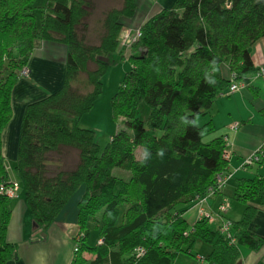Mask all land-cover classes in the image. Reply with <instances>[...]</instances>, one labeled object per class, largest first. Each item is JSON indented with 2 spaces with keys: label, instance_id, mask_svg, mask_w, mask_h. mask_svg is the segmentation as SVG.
<instances>
[{
  "label": "trees",
  "instance_id": "16d2710c",
  "mask_svg": "<svg viewBox=\"0 0 264 264\" xmlns=\"http://www.w3.org/2000/svg\"><path fill=\"white\" fill-rule=\"evenodd\" d=\"M121 1L103 12L99 42L89 44L84 34L92 0H0V185L18 183L41 231L83 188L77 203L81 234L70 264H173L194 239L209 245L206 259L213 264H236L241 246L255 250L264 244L249 230L257 210L252 201L264 204V178H235L231 197L244 209L238 220L224 215L231 222L232 243L206 219L188 224L182 212L215 186L216 174L228 169L222 137L203 138L214 128L210 109L231 76L248 85L257 69L250 47L264 37V0H176L140 27L136 52L127 59L126 47L119 45L121 19L131 18L136 6L134 0ZM35 40L66 46L65 71L57 90L24 109L15 181L2 155V133L12 118L13 87ZM126 61L131 66L110 99L111 117L123 118L124 127L101 149L95 131L80 120L101 94L109 66ZM141 103L149 108L146 120L138 116ZM137 148L148 152L144 163L135 156ZM160 148L163 157L157 155ZM68 150L76 154V163L51 169ZM116 168L129 171V180L114 175ZM223 198L228 197L217 204ZM11 199L0 194V264L15 253L6 240ZM90 222L99 233L95 245L87 243ZM137 248L142 255L136 256ZM85 253L94 258L86 260Z\"/></svg>",
  "mask_w": 264,
  "mask_h": 264
},
{
  "label": "crops",
  "instance_id": "0c3cea01",
  "mask_svg": "<svg viewBox=\"0 0 264 264\" xmlns=\"http://www.w3.org/2000/svg\"><path fill=\"white\" fill-rule=\"evenodd\" d=\"M134 2L136 6L134 15L131 18H122L123 28H139L162 9L172 8L176 0H134ZM66 53L67 48L61 43L35 40L32 54L26 65L27 74L20 76L13 87L12 118L2 133V155L7 168L8 166L13 167L16 162L17 140L26 105L44 98L61 86ZM250 56L255 68L264 66V37L250 47ZM228 77L230 78L229 75ZM93 107L81 118V126L95 128L90 127L94 125L87 121V115L95 111ZM210 118L214 126V135L211 138L227 137L226 149L230 153L229 169L235 171L223 186L222 193L210 199L207 202L208 205L204 204L205 208L209 206L215 208L221 197H228L229 201L234 200L231 196L236 185L235 178L254 175L264 178V158L259 164L246 169L239 168L246 156L264 147V77L254 78L251 75L249 84L244 88L230 95L220 96L218 94L210 109ZM233 123H238L234 130L231 128ZM112 135L111 133L110 137ZM11 179L16 181L12 176ZM82 193L83 188L80 187L62 208L54 222L41 231L34 225L24 202L23 191L20 190L17 197L11 199L12 211L6 233V240L14 245L15 253L5 264H70L74 257L75 239L81 234L77 225V203ZM252 203L257 210L249 225V230L257 237L264 239V204L259 205L257 200ZM243 209L244 206L241 203L230 201V208L227 211L228 218L238 220ZM182 217L190 225L198 220L196 201L185 207ZM198 257L201 256H195L197 264H204V260L198 261ZM84 258L92 260L94 255L85 253ZM239 260L241 264H264V244L255 250L248 246H241Z\"/></svg>",
  "mask_w": 264,
  "mask_h": 264
},
{
  "label": "rangeland",
  "instance_id": "374dc122",
  "mask_svg": "<svg viewBox=\"0 0 264 264\" xmlns=\"http://www.w3.org/2000/svg\"><path fill=\"white\" fill-rule=\"evenodd\" d=\"M44 1L45 0H37V3L41 4ZM121 2H122L121 0H92L93 8L91 9V13L86 19L87 28L84 34L86 43L97 44L99 42V36L102 32L101 27H100V20L103 17V12L107 10L108 8L121 6ZM128 29L129 28H123L121 31L120 42H119V45L121 48L125 47V45L121 46L122 45L121 40H123V38L126 37L127 35L126 33L128 32ZM129 37L130 36H128V40H129ZM126 47L127 48L124 49L123 51H124V56L127 59L129 56H131V54H133L136 51H134V44H132L131 46L126 45ZM141 50L143 51V49ZM130 66L131 65L128 61L119 62L117 64H111L109 66V69L107 70V72L105 73V75L102 77V80H101L102 81V92L99 95V97L96 99L95 105L93 107V110L95 111L87 115V121H89L91 125H94L90 127H95L93 128L96 132L95 140L99 144L101 149H103L104 146L108 143L111 133L114 134L117 130L124 127L122 123L123 118H119V121H114L112 119L111 111H110V99L112 95L115 93L117 87L120 85L122 78L124 76V73L130 68ZM148 109L149 108L146 104L141 103L138 108V116L141 119L146 120V117L149 111ZM100 122L101 124H99ZM202 122H203V119L201 118L198 119V124H201ZM213 135H214V130L211 131L209 134L205 135L203 138V141L205 142L209 141L211 137H213ZM141 153H142L141 149L137 148L135 150L136 158H140ZM54 158L55 156H53V159ZM76 161H77V156L74 153V151L68 150L62 156L59 166L56 167V165H52L51 169L55 170L56 168H70L76 163ZM10 163L12 164V162ZM8 171H9L10 176L18 180L13 172V167L8 166ZM113 174L116 175L117 177L122 178L124 181H128L131 176V173L129 171H125V170L118 169V168L113 170ZM230 201L235 202L232 199H230ZM192 204L193 203H191L190 205ZM190 205H187L186 207ZM199 216H200V207L198 206V219H199ZM86 229L87 230H85V232L88 233L87 243L89 245H95L99 237L98 230L95 228V225L92 224L91 222L87 224ZM209 251H210V248L208 244L202 241H199L197 239H194L193 246L190 249H188L187 246H185L183 251H180L176 254L173 264H197L195 260V256L197 255L205 258L204 264H209L210 261L206 259L207 255L209 254Z\"/></svg>",
  "mask_w": 264,
  "mask_h": 264
},
{
  "label": "built area",
  "instance_id": "2783aa9c",
  "mask_svg": "<svg viewBox=\"0 0 264 264\" xmlns=\"http://www.w3.org/2000/svg\"><path fill=\"white\" fill-rule=\"evenodd\" d=\"M126 37L123 38L122 45H132L138 42V40L141 37V30L140 27L136 29H128V32L126 33ZM128 36L129 40H128ZM132 37V38H131ZM131 38V39H130ZM127 48V47H126ZM132 48V47H131ZM22 75L27 74V69L24 68L21 71ZM252 77L258 78V77H264V66H260L256 69L255 73L252 74ZM231 82L228 86V88L224 91H221L219 93L220 96L224 95H230L233 92L238 91L241 88H244L246 86V83L244 81L236 80L235 75H232L230 78ZM238 126V123H233L231 125V128L234 130ZM222 140L225 143V147L223 150V158L228 161L230 160V153L227 151V145H228V139L226 136H222ZM264 158V147H260L256 149L254 152L246 156L242 163L240 164V169H246L249 166L259 164L261 159ZM235 170L228 169L220 172L215 175V186L209 187L206 191V194L197 196L196 198V204L200 207V216L199 219H206L207 223L210 225H215L217 230L225 235L230 242L235 241V237L232 235V226L231 222L224 217V215L227 213V211L230 208V201L228 198H223L217 206L213 209L210 206L208 208H205L203 205L207 204V202L211 199V197L215 194V192H218V190H221L223 186L225 185L226 181L232 177L233 172ZM18 183L14 181H10L7 185H0V194L6 195L9 198H15L18 195ZM208 205V204H207ZM198 219V220H199ZM77 249V246H74V251ZM143 253L142 248L136 249V256H140ZM198 261H203L202 257H198Z\"/></svg>",
  "mask_w": 264,
  "mask_h": 264
},
{
  "label": "clouds",
  "instance_id": "9594fccd",
  "mask_svg": "<svg viewBox=\"0 0 264 264\" xmlns=\"http://www.w3.org/2000/svg\"><path fill=\"white\" fill-rule=\"evenodd\" d=\"M212 64H213V66H214V71H216V70H218L216 67H215V65H216V59L214 58L213 59V61L211 62ZM205 79H206V82H208V83H216V81H214L211 77H205ZM197 120H198V116H197ZM157 155L159 156V157H163L164 156V150L162 149V148H160L158 151H157ZM147 158H148V152H147V150L145 149L144 150V152L142 153V156H141V158H140V162L141 163H144L146 160H147Z\"/></svg>",
  "mask_w": 264,
  "mask_h": 264
},
{
  "label": "water",
  "instance_id": "95a60500",
  "mask_svg": "<svg viewBox=\"0 0 264 264\" xmlns=\"http://www.w3.org/2000/svg\"><path fill=\"white\" fill-rule=\"evenodd\" d=\"M236 264H241L240 260Z\"/></svg>",
  "mask_w": 264,
  "mask_h": 264
}]
</instances>
